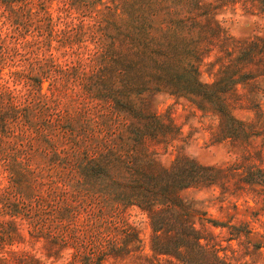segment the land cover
<instances>
[{
    "label": "rangeland",
    "instance_id": "374dc122",
    "mask_svg": "<svg viewBox=\"0 0 264 264\" xmlns=\"http://www.w3.org/2000/svg\"><path fill=\"white\" fill-rule=\"evenodd\" d=\"M0 264H264V0H0Z\"/></svg>",
    "mask_w": 264,
    "mask_h": 264
},
{
    "label": "trees",
    "instance_id": "16d2710c",
    "mask_svg": "<svg viewBox=\"0 0 264 264\" xmlns=\"http://www.w3.org/2000/svg\"><path fill=\"white\" fill-rule=\"evenodd\" d=\"M185 164L186 165H184L180 168V171H182L183 173L189 174L191 176H185L183 174V176L180 177L179 185L181 187V190L197 185V181H200V180L204 179V177H206L203 174H205L207 172L214 171L213 168L201 167V166L196 165L193 162L192 163L185 162ZM189 164H190V169H187V168H189L188 167ZM195 173H197L196 176H194ZM161 229L162 228H159V230H161ZM194 235H195V233H194Z\"/></svg>",
    "mask_w": 264,
    "mask_h": 264
}]
</instances>
